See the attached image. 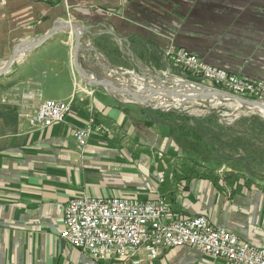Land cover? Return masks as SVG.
<instances>
[{"label":"crops","instance_id":"crops-1","mask_svg":"<svg viewBox=\"0 0 264 264\" xmlns=\"http://www.w3.org/2000/svg\"><path fill=\"white\" fill-rule=\"evenodd\" d=\"M58 21L82 24L78 63L95 79L112 64L174 72L163 53L174 45L264 80V0H0V60ZM75 44L60 30L0 77V264H131L96 260L62 237L64 207L78 197H166L175 217L205 215L264 248V181L188 162L144 105L82 80ZM43 99L72 104L64 122L29 124L24 114ZM91 118L102 129L80 149L74 132ZM142 264L232 263L180 247Z\"/></svg>","mask_w":264,"mask_h":264},{"label":"built area","instance_id":"built-area-1","mask_svg":"<svg viewBox=\"0 0 264 264\" xmlns=\"http://www.w3.org/2000/svg\"><path fill=\"white\" fill-rule=\"evenodd\" d=\"M66 2L67 0H57ZM165 56L177 67L196 77L190 86L218 90L232 96L264 103V80L240 76L199 58L189 50L170 46ZM41 97V93H37ZM71 110L69 102L43 99L34 115L24 114L32 125L49 127L63 122ZM102 129L94 118L74 136L85 149L91 132ZM62 237L96 260L123 259L142 264L160 258L163 250L192 247L232 264H264V248L253 245L230 230L214 225L209 217H175L166 197L150 200L110 197H78L64 207Z\"/></svg>","mask_w":264,"mask_h":264},{"label":"trees","instance_id":"trees-1","mask_svg":"<svg viewBox=\"0 0 264 264\" xmlns=\"http://www.w3.org/2000/svg\"><path fill=\"white\" fill-rule=\"evenodd\" d=\"M168 128L189 162L212 168H229L250 181H264V119L240 117L235 126L220 123L214 112L193 117L180 112L147 111Z\"/></svg>","mask_w":264,"mask_h":264},{"label":"rangeland","instance_id":"rangeland-1","mask_svg":"<svg viewBox=\"0 0 264 264\" xmlns=\"http://www.w3.org/2000/svg\"><path fill=\"white\" fill-rule=\"evenodd\" d=\"M171 46H174V45H171ZM165 50L163 52L164 55H165ZM22 53H24V52H22ZM26 54H27V52H25V54L19 59L20 62H22L24 60ZM11 55L12 54L10 53L8 55L7 59L0 60V67L3 66L4 62H6L11 57ZM21 55L22 54H20L17 58H19ZM102 61L104 62V60H102ZM18 62L13 64V66H15V67H13V66L12 67L17 68ZM106 67H107L106 70H108L107 71V74H108L107 77L108 78L105 80H109V81L114 82L118 87L129 88L133 91H136V92L142 94L145 98L148 96L151 97L150 103L152 106H148V105H145L142 103H138V104L144 105L146 107L145 109L147 111H151V110H161L162 112H173L174 111V112H180L183 114H188V115H191L193 117H203L205 115H208V114L215 112L220 117V120H219L220 123L226 124L227 126H234V127H236L235 124L240 117H250L252 115H260L264 119V116L262 115L261 112L246 108L245 106H241L236 101L231 100V99H223V98H215L214 97V98H208V99H199V100L188 101L186 99V97H184L183 101L179 102L180 101L179 99H172L171 97L166 98V99L165 98L162 99V98H159V96H157L155 94L154 95L150 94L149 93L150 90H147L146 88L151 87L152 84H159L160 83V84L165 85L166 89H169V90H167V91H169L168 93H170L173 90L175 92H178L180 90H185L184 94L193 95V94H191V92L195 91V90L193 88L191 89L190 85L196 84L197 82L199 84H202L201 80L198 81V79L196 77H194L193 75H191L190 73H188L186 71H183L181 68H179L175 65L172 66V69L175 67L174 72H172V70L158 69V68L152 67V66H143L142 68L137 69L135 67H130V66H126V65L120 64V65L114 66L112 64L110 66L107 65ZM6 77H8V76H6ZM140 82L147 83V84L149 83L151 86L144 85L141 88ZM177 82L178 83L183 82L184 86L180 85V88H177L178 87ZM123 96H124V98H127L126 101L132 102V98L130 96H128V95H123ZM4 99L6 100L7 98L4 97ZM64 103H66V102H64ZM165 104H166V106H165ZM71 108H72V104H71ZM34 114H29V115L31 116ZM29 124H30V122H29ZM30 125H32V124H30ZM32 126L42 127L40 125H32Z\"/></svg>","mask_w":264,"mask_h":264},{"label":"water","instance_id":"water-1","mask_svg":"<svg viewBox=\"0 0 264 264\" xmlns=\"http://www.w3.org/2000/svg\"><path fill=\"white\" fill-rule=\"evenodd\" d=\"M63 29L72 30L74 35H75V38H76V44H75V48H74L75 67H76V70H77L79 76L82 78V80L86 81L91 86L102 87V88H105V89L111 91L112 93H115V94L128 95L132 98L133 103H142V104H145L148 106H152L150 103V100H151L150 96L145 98L142 94H140L136 91H133L129 88L118 87L114 82L109 81V80L95 79L83 71V69L80 67V65L78 63V56H79V53L81 50V39H82L83 34L85 33V29L83 28L82 24H80L79 22L58 21L56 24H54V26L48 32H46L40 38H38L36 40L26 41V42L18 44L14 48L11 57L0 68V77L7 74V72L12 68L13 64L15 63L16 58L22 52H24V53L28 52V51L44 44L49 39H51L54 34L58 33L60 30H63ZM181 86H184L183 82H181ZM177 93L178 92H175L174 90L170 92L171 95H174ZM155 94H156V92H155ZM184 95L186 96V99L188 101L199 100V99H208V98H213V97L223 98V99H231V100L236 101L239 105L245 106L246 108H249L252 110L256 109L257 107H261L263 109V111H259V112H261L262 115L264 116V103L263 102L232 96V95L227 94V93L222 92V91L204 89L197 95H190V94H188V95L184 94Z\"/></svg>","mask_w":264,"mask_h":264},{"label":"bare ground","instance_id":"bare-ground-1","mask_svg":"<svg viewBox=\"0 0 264 264\" xmlns=\"http://www.w3.org/2000/svg\"><path fill=\"white\" fill-rule=\"evenodd\" d=\"M184 48V47H183ZM22 55L19 57V58H16V61H15V63L16 62H18L19 61V59L25 54V53H21ZM20 62V61H19ZM18 62V63H19ZM5 63V62H4ZM2 67V66H1ZM0 67V68H1ZM125 83V82H124ZM149 84V83H148ZM147 83H142V82H140V86H141V88L144 86V85H146V86H151L150 84L148 85ZM177 85H178V87L177 88H180V85H181V82H177ZM147 90H150V94H155V92H156V94L155 95H157V96H159V98H169V97H171L172 99H179L180 101L179 102H182L183 101V98L184 97H186L185 95H184V92H185V90H180V91H178V93L177 94H174V95H171L170 93H168L169 91H167V90H169V89H166V86L165 85H163V84H152V86L151 87H149V88H146ZM189 89V88H188ZM191 89H192V87H191ZM187 90V89H186ZM195 91H192L191 92V94H193V95H197V94H199L200 92H201V90H199V88H195L194 89ZM183 95V96H182ZM202 95V94H201ZM200 95V96H201ZM148 96V95H147ZM180 97V98H179ZM157 98V97H156ZM214 98V97H213ZM254 101H257V100H255V99H253ZM169 103V102H168ZM163 104V103H162ZM165 106H166V104H165ZM254 110H256V111H263V109L261 108V107H257L256 109H254Z\"/></svg>","mask_w":264,"mask_h":264}]
</instances>
